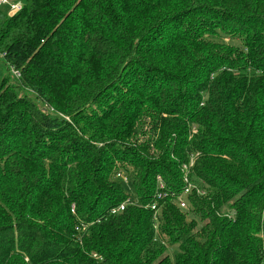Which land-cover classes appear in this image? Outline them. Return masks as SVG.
Wrapping results in <instances>:
<instances>
[{
    "label": "trees",
    "instance_id": "1",
    "mask_svg": "<svg viewBox=\"0 0 264 264\" xmlns=\"http://www.w3.org/2000/svg\"><path fill=\"white\" fill-rule=\"evenodd\" d=\"M23 5L0 10V264H264V0Z\"/></svg>",
    "mask_w": 264,
    "mask_h": 264
},
{
    "label": "built area",
    "instance_id": "2",
    "mask_svg": "<svg viewBox=\"0 0 264 264\" xmlns=\"http://www.w3.org/2000/svg\"><path fill=\"white\" fill-rule=\"evenodd\" d=\"M23 7H24V5L22 3H19V2L18 3H13V2H10L8 0H0V10L7 11L8 16H10V17H13L17 13L21 12L23 10ZM13 73H14V75L17 78L20 77V73L19 72L14 71ZM192 166H193V163L191 164V167ZM183 173H184V182L187 184L183 194L184 195H188L190 190H191V188H192V184L189 181V171H188V167L187 166L183 167ZM117 177L119 179H122L126 183L125 185H127L129 187L130 184H128V178H127V176L125 174L120 173V174L117 175ZM158 184H159V190H163L165 186H164V184H163V182H162V180L160 178H158ZM199 193H201V192H199ZM162 197H164V196L158 195L159 199L162 198ZM136 204H137V202L135 200H133L132 198H128V200H126V202H124L120 206H117L116 208H114L111 211V214L117 215V214L125 211L128 206L136 205ZM178 204H179V206L182 209H186L187 208V202L184 200L183 195L179 197ZM73 209H74V206H73ZM152 209L154 211H157L156 210V205H154L152 207Z\"/></svg>",
    "mask_w": 264,
    "mask_h": 264
},
{
    "label": "rangeland",
    "instance_id": "3",
    "mask_svg": "<svg viewBox=\"0 0 264 264\" xmlns=\"http://www.w3.org/2000/svg\"><path fill=\"white\" fill-rule=\"evenodd\" d=\"M8 1H10V2H13V3H22V4H24L25 3V0H8ZM200 191V190H199ZM202 194H203V192L202 191H200ZM170 252V254H171V256H173L174 255V253H175V251L174 250H170L169 251Z\"/></svg>",
    "mask_w": 264,
    "mask_h": 264
}]
</instances>
